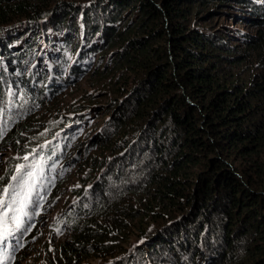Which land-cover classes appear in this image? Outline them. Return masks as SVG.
Here are the masks:
<instances>
[{"label": "trees", "instance_id": "1", "mask_svg": "<svg viewBox=\"0 0 264 264\" xmlns=\"http://www.w3.org/2000/svg\"><path fill=\"white\" fill-rule=\"evenodd\" d=\"M45 2L0 0V86L2 93L14 86L15 107L25 111L28 100L42 98L28 89L55 91L44 82L53 66L28 71L25 79L21 53L10 48L12 38L31 32L33 41L45 26L12 27L7 35H13L3 37L4 24L21 17L50 16V26H72L71 37L88 36L85 42L100 32L103 41L93 53L83 51V40L72 48L59 45L54 65L63 71L89 51L92 64L99 54L89 75L122 81L68 156L78 164L79 180L96 179L109 196L71 232L54 222L53 249L47 241L40 249L49 264H80L96 251L121 256L116 264H264V6L249 7L250 0H96L80 24L81 6L63 4L51 14ZM217 6L236 25L194 23ZM43 38L51 45L49 34ZM111 48L116 57L108 68L109 58L102 57ZM1 59L13 60L5 69ZM13 119L2 113L0 145L19 134L7 131ZM138 238L144 241L128 252Z\"/></svg>", "mask_w": 264, "mask_h": 264}, {"label": "rangeland", "instance_id": "2", "mask_svg": "<svg viewBox=\"0 0 264 264\" xmlns=\"http://www.w3.org/2000/svg\"><path fill=\"white\" fill-rule=\"evenodd\" d=\"M96 0H46L48 4L47 12L52 14V10L62 7L63 4H72L73 6H81V9L76 13L79 16L81 10L89 8ZM264 2V0H260ZM223 8L217 6L213 7V11L202 14L200 21H195V24H200L205 29H208L210 24L214 21L220 20L222 23L226 22L229 25H236L234 21L228 17V21H225ZM229 12H232L229 10ZM221 18L215 19V16H222ZM49 17L44 19H14L4 24L3 30L4 38L9 39L12 35H7L8 30L12 27H23L27 24H43L46 26L49 23ZM131 18L130 14L125 15ZM226 17V16H225ZM202 18V19H201ZM210 18H214L211 19ZM135 19V18H134ZM210 20V21H209ZM224 24V23H223ZM30 26V27H31ZM41 27V26H40ZM235 27L242 28L241 24ZM77 28V27H76ZM41 30H43L41 28ZM26 35H31V32H27ZM25 36V35H24ZM23 36V37H24ZM98 33L95 38H98ZM7 37V38H6ZM16 42L13 38L10 43ZM34 43V42H32ZM13 45H16L15 43ZM40 47V46H39ZM115 49H106L105 55L103 53L102 60L109 58L107 67L109 68L115 60ZM30 56V55H29ZM37 56L44 59L43 47H40L37 51ZM99 54L96 55L95 63L92 65H83L82 73L77 77L71 78V80L61 88L60 92L55 93L47 102L46 97L42 94V98L38 101V105L27 107L23 110L15 107V102L19 96L18 92L12 84L8 85V90L3 92V86H0L1 99H0V117L3 112L6 115L14 116V119L8 124V130L11 131L14 128L26 123L29 127L28 130L19 129V135H13L14 137L8 140V142H2L0 145V189L6 186L9 187V196L5 197V206L0 207V215H3V223L0 224V232L7 230V236L3 243H0V264H49L46 258V251L42 254L40 249L44 241L48 242V250L53 249V235L50 234V225L55 222L61 210L67 205L71 198L72 191L77 185L74 177L69 179L64 189L63 196L59 199L58 197L51 202L45 203L43 206H36L29 208L31 204L30 194L32 193V186L34 184V176L32 182L28 173V168L25 167V161L28 158L25 152H21L20 148L26 149L27 146L41 145L46 142L49 137L54 133V127L59 123L71 118L80 117L82 119L80 124H75L72 129L67 133L78 137L81 133L88 130L91 131L97 123V117H100L102 108H106L113 98L117 94L113 93V89L120 86L122 81H116L117 79H108L105 76L97 77L96 75H89V71L94 69V65L98 59ZM28 53L21 55L22 61L19 62V70L26 76L28 71L32 70L33 66L37 64V59L27 58ZM27 59V60H26ZM5 63V69L9 68V63L13 59H1ZM101 60V63L103 62ZM42 61V60H41ZM54 65V61L51 60V66ZM70 66L66 68L65 74H69ZM104 71V70H102ZM88 73V74H87ZM128 80V79H127ZM60 81L64 79L60 78ZM129 84V81L127 82ZM24 89L27 88V83L23 82L22 86ZM29 94H36L35 90L28 89ZM45 92V91H44ZM41 94V92H39ZM109 107V106H108ZM78 126L81 127L80 134L76 133ZM79 146V144H78ZM86 146V145H84ZM51 152V151H50ZM15 159V161H14ZM12 171H9V169ZM85 169H89L85 167ZM16 177L13 180V177ZM106 187L103 184H98L94 189V195H105L109 196ZM118 189H114L113 194ZM81 211L79 208L73 213L72 217L77 215ZM31 212V213H30ZM65 224V221H63ZM147 228V231L152 227ZM135 228V227H133ZM154 228V226H153ZM65 231H69L70 228L65 225ZM132 230L126 233V236L130 235ZM133 237H135L133 235ZM144 238V237H143ZM143 238L133 239L130 247H134ZM129 239V238H127ZM123 246V243H120ZM80 264H112L110 257L105 253L96 251L90 256L85 257ZM206 264V262L204 263ZM209 264V263H207Z\"/></svg>", "mask_w": 264, "mask_h": 264}, {"label": "clouds", "instance_id": "3", "mask_svg": "<svg viewBox=\"0 0 264 264\" xmlns=\"http://www.w3.org/2000/svg\"><path fill=\"white\" fill-rule=\"evenodd\" d=\"M250 1L252 4L249 7L264 6V2L260 0ZM83 11L84 10H81L80 15L76 16V21L80 24L81 20H83ZM39 31H41V36H38L33 41H28V38H32V35H26V32L23 38H21L20 40H15L16 42L14 43L16 45H13L14 43H10V48L14 49L15 51H19L21 55L24 53H28V56L30 55L31 58L37 59V64L34 65L32 70L30 71H33L35 68L39 67L45 70H50L52 60L51 55L52 53L58 54L59 45H68L69 48H72L75 43L79 44L81 40H83L81 42H85L84 38L88 37L81 36L74 39L71 37L73 34L72 26L70 28H64L59 27L56 24L50 26L49 23L43 28V30H41L40 27ZM98 33L100 34V32ZM44 34H49V38L52 40L51 45H48L44 40ZM96 35L93 34L92 39L90 37L88 38V41L84 43L86 45V48L83 51L89 50L93 53L94 47L103 41L100 38H95ZM28 44H31L33 46L32 48L26 50V45ZM39 46L43 47L44 59H41L39 56H37V51L40 48ZM78 51H81V48L77 49L76 53ZM88 52H85L86 57L83 60L82 58H73V60H71L63 68V71L60 67L52 65L55 70L46 80H44V82L48 85H52V87L55 88V91H52L51 93H46L45 91V97L52 94L49 98L46 99V101L52 99L51 97L55 93L60 92L61 88L64 87L71 80V78H75L80 73H82L83 65L88 66L92 64V61L88 59L91 58L92 53L88 54ZM69 66L70 71L66 76L65 70ZM26 77L27 75L25 76V79ZM60 78L64 79V81H60ZM25 83L29 84V82L27 81H25ZM36 95L41 97L42 93H36ZM38 101L35 103L33 99L28 100L25 108L38 105ZM81 121L82 119L79 116L71 117L55 126L53 135L49 137L46 142L42 143L41 145L27 146L26 149L20 148V151L25 152V155L28 156L25 161V167L28 168L27 174L31 179L30 182H32V178L34 176V184L31 188L32 193L30 194L32 202L29 208L36 207L38 205L43 206L45 205V203L51 202L57 197L60 199L63 196L64 189L69 179L74 177V179L76 180L77 185L72 191L71 198L69 199L67 205L64 206V208L61 210V213L56 220L57 222H60V225H58V227H60V230L63 229L65 225H67L70 228L69 232H71V230L76 227L78 228L79 226H82L83 221L87 220L88 218V212L90 211V209H93L98 204L104 202L106 199L105 195L96 196L93 193L94 189L98 185L97 180H88L86 183H83L81 180H79L80 174L77 166L78 164L76 165V163L74 162L75 159H68V156L70 154L74 155L76 153L83 133L80 134V126H78L76 130V133L80 134L78 137L68 134L67 132L72 129L75 124H80ZM21 128L23 130L29 129L26 123H21L20 126L16 127V131H19V129ZM9 171H12V169L10 168ZM97 178L99 179V175L97 176ZM79 208H81V211L77 215L72 217L73 213L76 212ZM63 221H65V224H63ZM53 224L54 222L50 225L49 232L54 237V232L57 231V227H55V229H52ZM143 241L144 240H141L139 243ZM131 248L134 247L129 246L128 252ZM145 254H147V252ZM117 259H121V256H118ZM110 260L112 261V264H116V260H114V258L110 257ZM145 264H153V262H151L150 260H146Z\"/></svg>", "mask_w": 264, "mask_h": 264}, {"label": "snow or ice", "instance_id": "4", "mask_svg": "<svg viewBox=\"0 0 264 264\" xmlns=\"http://www.w3.org/2000/svg\"><path fill=\"white\" fill-rule=\"evenodd\" d=\"M12 179L15 180L16 177L14 176ZM9 187H11V186H6L3 189H0V207L5 206V197L9 196ZM3 215H6V213ZM3 215H0V224L3 223ZM6 236H7V230L6 229H5V231L0 232V243L4 242V239Z\"/></svg>", "mask_w": 264, "mask_h": 264}]
</instances>
